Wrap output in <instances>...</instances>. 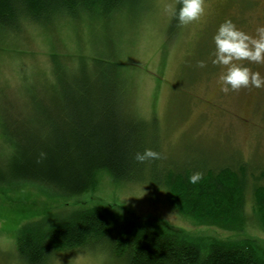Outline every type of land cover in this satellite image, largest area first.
Returning <instances> with one entry per match:
<instances>
[{
  "label": "rangeland",
  "instance_id": "1",
  "mask_svg": "<svg viewBox=\"0 0 264 264\" xmlns=\"http://www.w3.org/2000/svg\"><path fill=\"white\" fill-rule=\"evenodd\" d=\"M166 5L178 8L179 0H138L135 10L116 12L108 20L67 19L46 27L26 23L0 32V121L12 111L28 112L31 93L41 98L62 87L76 92L73 78L81 72L87 84L113 86L116 112L129 122L146 123L168 165H201L207 159L215 169L244 170L241 214L222 221L188 217L166 190L146 180L118 182L105 171L93 189L76 196L36 182L0 185V264H26L15 247L22 226L37 222L47 228L99 205L119 220L159 218L200 248L212 242L249 245L264 264V225L252 192L254 184L264 186V89L222 92L217 83L222 68L211 63L218 25L230 19L254 34L264 23V0H205V15L186 25ZM202 60L203 68L198 66ZM243 63L264 74V65ZM1 148L0 141V164L12 155ZM46 264L124 263L102 250L78 249L56 251Z\"/></svg>",
  "mask_w": 264,
  "mask_h": 264
},
{
  "label": "trees",
  "instance_id": "2",
  "mask_svg": "<svg viewBox=\"0 0 264 264\" xmlns=\"http://www.w3.org/2000/svg\"><path fill=\"white\" fill-rule=\"evenodd\" d=\"M137 5L138 0H0V32H13L26 23L46 27L67 19L108 20ZM84 78L81 72L73 78L76 92L62 87L41 98L31 93L28 112L12 111L0 121L1 147L12 151L0 164V185L36 182L76 196L93 189L97 175L105 171L118 182L146 180L166 190L188 217L222 221L241 214L244 170L215 169L207 159L201 165L189 161L168 165L146 123L129 122L116 112L113 86L87 84ZM141 130H146L145 141ZM144 148L159 152L160 158L135 161V153ZM41 152L45 156L37 162ZM196 171L202 179L191 184L188 178ZM252 192L255 213L264 225V186L254 184ZM116 217L99 205L72 212L47 228L37 222L22 226L16 235L18 257L26 264H46L56 251L97 249L124 264H263L249 245L212 242L200 248L159 218Z\"/></svg>",
  "mask_w": 264,
  "mask_h": 264
},
{
  "label": "clouds",
  "instance_id": "3",
  "mask_svg": "<svg viewBox=\"0 0 264 264\" xmlns=\"http://www.w3.org/2000/svg\"><path fill=\"white\" fill-rule=\"evenodd\" d=\"M165 10L176 17L181 25L199 20L206 13L205 0H179V7L166 5ZM214 51L211 57L213 65H219L222 71L217 77V83L222 92L239 91L241 89H264V74L246 66L248 64L264 65V23L255 28L250 34L230 19L220 23L212 36ZM198 66L203 68L205 61H199ZM45 153L39 154L37 162L44 158ZM160 158V153L152 148H144L134 155L139 163L152 162ZM200 171L193 172L188 178L189 183L196 184L202 179Z\"/></svg>",
  "mask_w": 264,
  "mask_h": 264
}]
</instances>
